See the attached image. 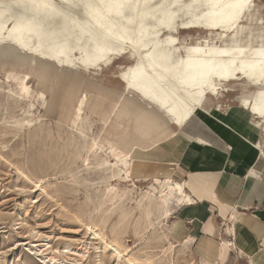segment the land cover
<instances>
[{
	"label": "rangeland",
	"instance_id": "374dc122",
	"mask_svg": "<svg viewBox=\"0 0 264 264\" xmlns=\"http://www.w3.org/2000/svg\"><path fill=\"white\" fill-rule=\"evenodd\" d=\"M241 27L243 44L264 41V0L254 3ZM180 36L194 42L207 32L181 31ZM4 56L0 54V264H256L232 240L242 227L236 217L241 212L227 203L223 189L200 186V175L209 180L222 170L231 171L224 170L231 150L211 127L217 122L206 116L208 123L194 119L183 129L171 126L175 135L164 143L147 136V144L140 147L136 138L149 111L125 103L132 95L123 90L118 76L132 64L126 57L85 72L61 70L34 57L30 63ZM253 92L241 81L229 83L204 102L205 110H216L213 117L221 127L251 137L263 152L252 149L254 157L241 180L225 176L236 184L246 181L248 169L264 174V124L239 100H250ZM83 96L77 116L74 110ZM154 115L159 126L165 118ZM123 134L130 145L126 164L120 166L119 147L113 145ZM199 134L216 141L217 135L220 151L197 148L193 135ZM170 145H187L186 155L166 154L163 147ZM138 158L141 162L134 163ZM174 158L186 159L192 170L188 173ZM206 194L213 197L218 218L213 259L207 250L208 258L191 250L195 236L175 219ZM217 199H223V206Z\"/></svg>",
	"mask_w": 264,
	"mask_h": 264
},
{
	"label": "bare ground",
	"instance_id": "6f19581e",
	"mask_svg": "<svg viewBox=\"0 0 264 264\" xmlns=\"http://www.w3.org/2000/svg\"><path fill=\"white\" fill-rule=\"evenodd\" d=\"M256 1H0V54L23 58L30 63L34 57L61 70L75 68L85 72L126 57L132 64L124 68L118 78L123 90L133 97L125 103L149 111V118L142 119L140 136L144 138H136L140 147L147 144L145 137L163 142L175 135L171 126L183 129L194 119L205 123L207 116L220 126L213 117L216 110H205L204 102L208 96H217L221 87L234 82L241 81L254 89L250 100L240 98V104L264 124V41L253 46L236 38L243 17ZM191 30L207 32V36L198 37L194 42L180 36L181 31ZM213 35L215 39L210 38ZM15 50L31 57H20ZM21 87L26 89L23 81ZM67 100L71 102V96ZM84 100L86 96L77 100L74 110L77 116ZM97 106L99 104L93 105L90 110ZM155 112L165 118L159 126ZM193 139L197 148L212 147L204 137L193 135ZM242 139L251 142L248 137ZM129 145L125 134L113 145L119 147L120 154L114 153L120 166L126 164ZM226 145L233 151L232 145ZM254 149L258 155L263 153L257 144ZM139 160L134 163H140ZM234 165V161L229 160L227 169L233 171ZM250 177L260 178L255 168L244 174L245 179ZM167 182L170 184L169 178ZM223 185L230 188L235 183L225 181ZM169 189L174 187L170 185ZM217 203L223 206V199H217ZM236 217L241 226L242 214L236 213ZM253 228L264 236V225L255 224ZM248 258L254 260L252 254Z\"/></svg>",
	"mask_w": 264,
	"mask_h": 264
},
{
	"label": "crops",
	"instance_id": "0c3cea01",
	"mask_svg": "<svg viewBox=\"0 0 264 264\" xmlns=\"http://www.w3.org/2000/svg\"><path fill=\"white\" fill-rule=\"evenodd\" d=\"M251 10L246 15H249ZM236 38L242 40V27H240V29L238 30ZM211 127L213 131L222 136L220 140H223V143L225 145L226 143L232 145L233 151H230L227 154V157L232 159L235 165L233 171H229L226 174L222 170L220 173H217L213 176H209V180H206V176L200 175V186L206 191L208 189H213L214 191L217 188L220 190L223 189L221 193L223 192V195H227V203L233 206L235 205L236 209L241 212L238 214H242V217L244 219L242 227L239 228V230L236 232L235 239L232 238V240L235 241V244L237 246H240L243 250L247 251L248 253H251L254 261L257 264H264V236L256 232V230L253 228L255 224L264 225V174L260 175L259 179L255 177H250L249 179L244 178L246 181H241V183L236 184V181L241 180L240 176L243 173L244 169L252 161L255 154L253 151L255 150L254 144L257 143L253 142L252 140L249 143L245 142L242 137L247 136L242 135L240 132L233 131L234 133H232L224 127H221L214 123H212ZM209 131L211 132L212 130ZM215 137L217 138V141L212 140L208 137L204 138H206L210 142L213 141L212 144L215 143L214 141H216L215 146L208 148L218 150L217 147L220 146V142L222 141L218 139L217 135H215ZM248 138L251 139V137ZM186 147L187 145L185 146V148ZM181 148H177L176 146L172 145L163 147L164 152L166 154H177L180 151L181 154L184 153V155H186L187 150L183 147ZM174 159H176L174 163L179 164V162H181L184 166L183 168L186 169L188 173L192 170V167L186 159ZM180 166L181 164H179V167ZM215 170H218V167L210 171ZM224 170H227V166L224 167ZM147 172L149 173V171ZM225 176L236 180L234 181L235 186L233 185L230 188L225 187L223 185L225 181H227V183L228 181H232L226 180L227 178H225ZM235 187L237 188L234 189ZM230 190L231 192L229 193ZM204 198L208 199L209 201L204 200ZM212 204L214 205L213 197L209 194H206L203 199L199 201L196 205L185 207L175 215L176 221L181 226H183V228H185L186 233L195 236V243L191 247V250L194 251V253H196L197 256L200 258H208L203 252L207 250V254L210 258L213 259L212 254L214 252L215 246L212 245L215 244L214 238H216L217 234L215 228L216 221L218 220V218L216 212L212 209Z\"/></svg>",
	"mask_w": 264,
	"mask_h": 264
},
{
	"label": "snow or ice",
	"instance_id": "6c2138e0",
	"mask_svg": "<svg viewBox=\"0 0 264 264\" xmlns=\"http://www.w3.org/2000/svg\"><path fill=\"white\" fill-rule=\"evenodd\" d=\"M237 2H239V0H237Z\"/></svg>",
	"mask_w": 264,
	"mask_h": 264
}]
</instances>
